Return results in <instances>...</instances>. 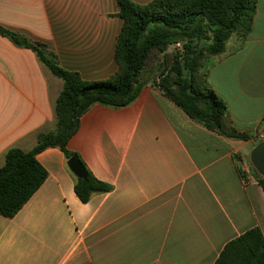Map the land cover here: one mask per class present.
Segmentation results:
<instances>
[{
  "label": "crops",
  "instance_id": "crops-1",
  "mask_svg": "<svg viewBox=\"0 0 264 264\" xmlns=\"http://www.w3.org/2000/svg\"><path fill=\"white\" fill-rule=\"evenodd\" d=\"M118 12L116 0H0V25L43 43L60 68L106 81ZM205 64L230 126L249 140L197 124L150 83L124 108L95 104L66 148L109 191L81 203L61 150H43L46 179L12 218L0 215V264H214L246 232L264 236V192L239 167L264 128V0L246 39ZM62 88L34 52L0 37V167L54 128Z\"/></svg>",
  "mask_w": 264,
  "mask_h": 264
},
{
  "label": "trees",
  "instance_id": "trees-1",
  "mask_svg": "<svg viewBox=\"0 0 264 264\" xmlns=\"http://www.w3.org/2000/svg\"><path fill=\"white\" fill-rule=\"evenodd\" d=\"M116 2L122 20L114 52L117 71L106 81H85L79 74L60 68L43 43L32 42L0 25V37L34 52L63 82L55 101L54 128L38 134L30 151L11 148L5 153L0 167L3 217L12 218L46 179V171L36 160L39 153L58 148L66 160L75 155L66 148L77 128L68 132L74 120L78 122L95 104L113 109L129 106L147 83L204 128L227 138L250 139L249 134L238 133L230 126L226 104L207 82L205 62L224 54L230 38L239 42L246 39L257 0H153L145 5L129 0ZM85 170V179L74 176V193L81 203L110 189ZM253 173L264 192V180ZM214 264H264V236L257 229L246 232L228 243Z\"/></svg>",
  "mask_w": 264,
  "mask_h": 264
},
{
  "label": "water",
  "instance_id": "water-1",
  "mask_svg": "<svg viewBox=\"0 0 264 264\" xmlns=\"http://www.w3.org/2000/svg\"><path fill=\"white\" fill-rule=\"evenodd\" d=\"M76 125H77V121L74 120L73 125L68 129V132L72 131L73 128L76 127ZM248 161L252 170L261 179L264 180V141L253 145L248 156ZM66 166L76 178L79 179L86 178L87 176L86 170L76 155H73L67 160Z\"/></svg>",
  "mask_w": 264,
  "mask_h": 264
},
{
  "label": "built area",
  "instance_id": "built-area-1",
  "mask_svg": "<svg viewBox=\"0 0 264 264\" xmlns=\"http://www.w3.org/2000/svg\"><path fill=\"white\" fill-rule=\"evenodd\" d=\"M175 47H178V45H175ZM253 140L256 142V143H259V142H262L264 141V128L261 129L260 131H256V133L254 134V138ZM240 170L242 171H246L247 169L249 170V167L250 165H246L244 163H240Z\"/></svg>",
  "mask_w": 264,
  "mask_h": 264
},
{
  "label": "rangeland",
  "instance_id": "rangeland-1",
  "mask_svg": "<svg viewBox=\"0 0 264 264\" xmlns=\"http://www.w3.org/2000/svg\"><path fill=\"white\" fill-rule=\"evenodd\" d=\"M172 50V47L169 48V52ZM149 63H151V60L149 61ZM160 64V57H158L157 63L155 65V69L156 71H158V65ZM149 65V64H148ZM206 65V64H205ZM257 144V143H256Z\"/></svg>",
  "mask_w": 264,
  "mask_h": 264
}]
</instances>
